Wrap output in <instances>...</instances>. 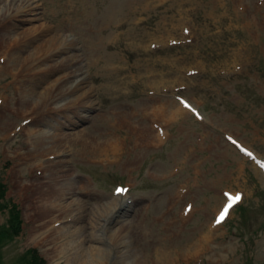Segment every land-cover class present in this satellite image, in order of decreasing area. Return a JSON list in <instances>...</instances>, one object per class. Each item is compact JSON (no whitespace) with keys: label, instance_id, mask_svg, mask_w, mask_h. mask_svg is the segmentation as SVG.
Wrapping results in <instances>:
<instances>
[{"label":"rangeland","instance_id":"obj_1","mask_svg":"<svg viewBox=\"0 0 264 264\" xmlns=\"http://www.w3.org/2000/svg\"><path fill=\"white\" fill-rule=\"evenodd\" d=\"M33 1L38 18L0 0V224L12 204L21 218L2 260L36 249L45 264H65L92 226L109 248L128 224L122 250L151 256L160 243L197 240L196 256L176 264H264V0ZM55 33L70 44L51 56L42 47ZM20 80L47 98L22 93ZM56 126L106 133L109 157L50 140L33 148L28 136ZM52 179L64 192L46 198ZM226 193L240 198L215 222ZM51 203L61 210L49 213ZM116 260L113 248L106 264Z\"/></svg>","mask_w":264,"mask_h":264},{"label":"bare ground","instance_id":"obj_2","mask_svg":"<svg viewBox=\"0 0 264 264\" xmlns=\"http://www.w3.org/2000/svg\"><path fill=\"white\" fill-rule=\"evenodd\" d=\"M20 6H21L20 8L19 7L16 8L14 14L18 15V13L27 11L26 9H28L34 15V18L39 17L40 15V13L38 12L39 5H36L33 0H20ZM7 17H10V15L3 16L4 23H6L5 21L7 20L6 19ZM9 19L11 21V18ZM47 26H48L47 24H42L38 27V29L39 30L42 29L41 32H43L47 30ZM62 37L63 36H60L56 33L53 34L52 36L48 37L46 41H44L46 47H42V48L46 49L48 47L53 52L50 55L51 56L56 55L62 49L63 50L66 49V46L70 44V42L68 43L64 41ZM32 38L33 37H30L28 40L30 41ZM11 42L16 43L17 38L13 36L11 40L8 42V44H10ZM20 59H21L20 56H15V57L13 56V58H11L10 56V60H11L10 62H12V64H14L16 61ZM28 61H30V63L32 64L34 60H28ZM34 66L38 67L37 65H33V67ZM52 69H54V67ZM15 74L16 73H14V75ZM73 77H74L73 80L75 79L76 81L74 82L73 85L70 84L68 92L66 93L67 96L66 98H70L71 96H73L74 99L72 101H75L76 99H78V96L81 97L80 90L83 87L82 85H83L84 76L83 73L80 72L75 74ZM68 78H70V76H68L66 79L68 80ZM18 84H20V88L22 85V93H25V95L39 94V100H44L45 98H47V95L49 93L46 89L42 90L41 92L35 89L29 90L28 88H26L23 81L21 80L19 81ZM20 88L19 86H16V89L19 90ZM56 97L58 98V100L62 99L59 96ZM133 116H134L133 112L125 115V117H127L128 119V123L130 124V126H132ZM64 122L65 124L72 123L69 117H66V120ZM59 127L61 126H56L55 131L49 134L42 132H38V133L35 132L32 133V137L28 136L29 140H31V145L33 146V148H40L41 150H43L45 147L43 144L45 142H49L50 140L55 145L61 142L71 143L70 144L71 148L73 146L74 150L79 152V154L81 155H87V154H89V156L104 155L106 157H109L110 155L109 152L105 150V148L103 147L104 144L100 140L101 137L105 138V141L107 140L106 137H104L106 133L98 132L95 135L94 133L92 134L90 130L86 131L83 129H79V131L77 130L74 132H63L59 129ZM132 128L137 129L139 131L141 130L139 129L140 127H132ZM30 130H27L28 134H30L31 132ZM52 181L54 183L53 185H51L52 188L48 186L47 188L40 190V194L46 198H48L51 195L52 191L57 193L64 192L63 186H60V184H58L55 179H52ZM55 206L59 208L58 207L59 204H55V203L49 204L48 212L53 213V211L51 210H53ZM61 208L62 207H60L58 210H61ZM111 209L112 207L110 208L109 211H111ZM93 227L94 226L91 227L92 228L91 232L85 234L83 240L78 244L77 248L74 251L70 252V258H67L66 256L67 259L65 264H106V255L109 254L113 248L114 249L116 248V252H117V260L114 262V264H176L181 259L186 258L185 255L180 257L181 253L185 254L186 252L190 251V253H188L187 256L193 257L196 256L195 254L198 251V250L193 251L196 250L198 246V244L196 243L197 240H193V241L190 240L187 243L184 242L180 245V247L177 248H174L165 243L164 244L160 243V246H155L154 249L151 250L150 252L151 256L147 255V251L145 253L139 251L138 253V251H133L132 249H129V247L125 250H122L126 248L128 244V242L125 240V236H127L128 238L132 237L130 236L131 231L129 230L130 227L128 224H123L119 230L113 231L109 234L108 236L109 242L113 248L111 246L109 248H103L100 245H98V243H96L97 240H100V237H98L99 235L97 233V230L100 226L98 228H93ZM81 232H82V226L70 230V237L74 235H79L81 234Z\"/></svg>","mask_w":264,"mask_h":264},{"label":"trees","instance_id":"obj_3","mask_svg":"<svg viewBox=\"0 0 264 264\" xmlns=\"http://www.w3.org/2000/svg\"><path fill=\"white\" fill-rule=\"evenodd\" d=\"M5 185L0 181V199L4 198ZM7 206L6 203L0 202V208ZM21 231V218L19 217V210L15 204L9 207V215L5 224H0V264L6 263L2 260V246L14 236L18 235ZM13 264H45L44 258L39 256L36 249H29L25 251L18 260Z\"/></svg>","mask_w":264,"mask_h":264},{"label":"snow or ice","instance_id":"obj_4","mask_svg":"<svg viewBox=\"0 0 264 264\" xmlns=\"http://www.w3.org/2000/svg\"><path fill=\"white\" fill-rule=\"evenodd\" d=\"M124 191H125V189L122 187L116 188L117 193H123ZM226 195H228L230 197V199L228 200L227 203L224 204L223 208L218 213L217 220L215 222H219L220 220H223L224 217L228 214V211H229V208L231 207V205L233 203H235V201L240 198V194H238V193L235 196H232L231 194H227V193H226Z\"/></svg>","mask_w":264,"mask_h":264}]
</instances>
